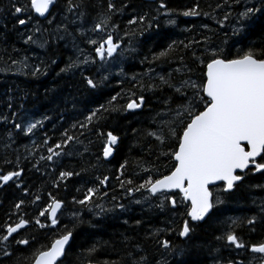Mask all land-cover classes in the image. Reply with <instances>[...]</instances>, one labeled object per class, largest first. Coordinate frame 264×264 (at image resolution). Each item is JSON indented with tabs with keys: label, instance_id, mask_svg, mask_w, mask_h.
<instances>
[{
	"label": "snow or ice",
	"instance_id": "snow-or-ice-1",
	"mask_svg": "<svg viewBox=\"0 0 264 264\" xmlns=\"http://www.w3.org/2000/svg\"><path fill=\"white\" fill-rule=\"evenodd\" d=\"M58 3L59 0H27L26 3L9 0L8 12L15 20L13 27L22 26L19 34L25 45L45 48L52 47L53 43L58 45L62 41H70L77 54L74 59H69L57 75L78 72L85 86L93 91L112 75L113 64L122 62L129 54L135 53L136 45L143 43L142 38L150 35L154 28L159 29L161 16L166 17L164 22L168 26H177V19L174 18L176 16L211 18L220 29L230 28L232 36L245 34L256 20L264 18V0H222L211 12L203 11L199 3L184 10H173L168 8L164 0H160L155 15L147 12L132 15L127 20V26L121 30L113 22V17L122 15L124 9H129L128 3L117 7L114 0H107L106 11L97 12L92 17L90 26L85 24L86 17L89 16L86 0H65L59 22L56 15H53ZM237 5L241 6L239 11H235ZM221 9L222 18L217 15ZM3 12L4 9L0 7V13ZM36 17L43 18L49 26H53L52 32L43 28ZM233 19L235 23H229ZM133 25L136 27L132 28ZM3 27L6 29L7 25ZM203 27L207 29L208 25ZM121 31L123 35H120ZM42 33H48L47 38H42ZM78 36L85 37L83 43L92 48L94 55L77 43ZM3 38L6 39V36ZM227 45V39L219 45H213L211 36L203 39L193 36L187 42L172 40L166 48L158 52L149 49L151 55H145L142 64L147 62L149 65H159L163 62L175 66L167 74L150 67L147 72L130 78L121 68L116 73L123 77L120 84H123L124 79H130L132 88H122L111 95L106 103L91 110L83 121H77L71 129H66L59 142L52 144L49 138H45L40 146L46 149L48 155L39 152L40 146L35 141L31 148L25 146L28 156L24 159H30L37 172L42 170L41 162H44V174H49L48 169L56 173L58 161L75 155V146L84 143L80 136L91 133L102 138L101 155L104 160H109L120 143V137L112 130L105 131L100 127L101 121L113 117L138 116L147 107V97L144 94L146 91L170 90V94L162 102V108L152 115V127L143 132L137 128L130 129L136 139L134 147L141 146L150 139L156 142L155 161L144 160L143 163H137V168L144 173L140 181L121 179L128 167V162L125 161L120 164V174L115 179L120 182L125 196L131 198V203L146 205L151 210L168 215V225L176 224L179 218L178 232L175 227H156L149 229L143 239L154 241L168 255L183 257L187 249L173 246L171 240L166 238L167 235L175 233L180 239L191 241L197 228L211 220L218 206L223 205L239 189L247 185L250 190L264 191V183L249 182L250 177L257 174L264 176V42L257 45L253 41L246 46L232 48ZM13 51L17 49L13 48ZM174 53L179 55L174 56ZM189 55L193 64L186 60ZM50 63L55 65L57 60L52 58ZM97 64L108 73L104 75L101 72L100 80L95 79L90 71ZM0 65V72L32 78L47 75L49 70L48 62L40 60L30 64L26 56L15 59L9 56L8 60L0 56ZM197 71L199 75H196ZM12 107L10 100L8 108L11 116H0V123L12 126L7 132L4 144L6 149L15 143L17 133L31 136L35 134L34 130L43 126V120L33 118L29 112L23 110V105L20 106V111H12ZM77 130L79 135L76 134ZM88 151V148L84 149V152ZM148 151L151 154L153 146L150 145ZM161 157H166L171 162V168L166 172H161L156 163ZM96 159L99 161L101 156ZM4 162L13 163L7 158ZM82 171L86 173L87 169ZM81 174L80 171L61 170L53 177L52 184L59 188L62 181ZM23 175L24 168L20 166V157L17 155L13 170H0V188L11 182L24 196L32 195L35 204L42 199V195L32 194L24 187ZM95 180L99 187H87L83 198L73 197L74 204L86 207L89 212L99 209L98 216L116 208L121 211L128 210L123 203L115 204L110 209L98 204L94 197L103 199L108 195L110 177L96 176ZM48 196L51 202L41 206L38 214L48 223L39 218L35 220V224L41 229L50 230L48 242L34 247L37 243L35 236L24 234L23 230L30 221L20 215L22 206L26 204L25 200H20L14 205L16 220L0 226V264H7L12 258H15V264H25L28 257L21 260L23 253L16 251L18 246L34 248L31 252V264H65L72 252L76 229L83 226L97 227L91 221H86L83 213L78 211L71 214V227L62 223L64 201L53 197L51 193ZM116 199L112 197L113 201ZM251 200L257 212L244 220L230 219L227 230L215 237L217 241H223L230 251L235 252V256H230L226 261L217 258L213 264H256L257 261L264 264V240L251 243L236 233L238 224L247 226L250 233L256 232L258 223L264 225V197L253 196ZM124 223L128 224V221L125 220ZM141 223L142 221L137 220L136 227ZM134 239L123 236V254L117 260H105L103 264H152L144 244H133ZM107 243L109 242L97 241L82 252L81 256L87 259V264H94L91 257ZM215 251L219 252L220 249L216 248ZM246 253L253 254L247 261L242 259ZM155 264L168 262L157 260Z\"/></svg>",
	"mask_w": 264,
	"mask_h": 264
},
{
	"label": "trees",
	"instance_id": "trees-1",
	"mask_svg": "<svg viewBox=\"0 0 264 264\" xmlns=\"http://www.w3.org/2000/svg\"><path fill=\"white\" fill-rule=\"evenodd\" d=\"M26 3L27 0H21ZM160 0L152 2H145L142 0H114L117 7L123 3H128L130 8L124 9L122 15L113 17V22L120 26L123 30L127 26V20L132 15H142L149 13L155 15V9L158 7ZM169 9L184 10L199 3L203 11L211 12L217 3L222 0H164ZM88 5L89 16L86 17L85 24L90 26L92 17L99 11H106L107 0H86ZM0 7L4 9L0 13V56L5 60L11 56L13 59L18 57H28L30 64L38 63L40 60L48 62L49 70L47 75L40 76L39 78H32L31 76L12 75L0 72V116H11L8 104L11 100L12 111H20V106L23 105V110L38 120H43V126L34 130V135L25 136L23 133L16 134L15 143L9 148H5L4 144L7 139V132L12 128L10 124L0 123V170L7 172L16 167L17 155L20 157V166L24 168L23 185L32 194H41L42 199L35 204L33 203V196H24L19 188L10 182L0 188V226L6 222L16 220L14 205L20 200H25L26 204L22 206L23 211L20 215L30 221V224L24 231L26 236H35L36 245L45 244L48 242L50 230L47 228L41 229L35 224V220L39 218L42 222L48 223L44 217H39L41 206H46L50 203L48 193L53 197L64 201L61 216L62 223H67L69 227L72 225V213L82 212L83 218L86 221H91L97 227L90 228L87 226L79 227L75 231L74 240L72 242V252L68 256L65 264H87V259L81 256V253L87 250L92 244L99 242H109L106 246L102 247L95 256L91 257L94 264H103L105 260H117L125 251V245L121 243L123 236L134 237L132 243H142L148 253L149 259L152 264L157 260H166L168 264H213L217 258L227 260L230 256L234 257L235 252L230 251L228 246H225L223 241H217L215 237L222 234L227 230V224L232 218H239L244 220L257 212V208L252 205L251 197H264V191L250 190L247 185L239 189L235 194L229 197L223 205L218 206L215 210V215L206 224L197 228L191 241L180 239L175 233L167 235V239L171 240L173 246L182 247L187 249L183 257L168 255L164 250L159 249L154 241H145L144 234L151 228H164L175 227L179 231V218L176 224L168 225L166 223L168 215L158 213L155 210L149 209L146 205H136L131 203V198L125 196L124 191L120 187V182L115 179L120 174L119 166L125 161L128 162V167L125 174L121 179L131 178L135 181H140L142 173L141 169L137 168V163H143L144 160L155 161L156 149L154 140H146L141 146H133L136 144V139L133 137L130 129L137 128L143 132L145 129L152 127L151 118L154 113L162 108L163 100L170 94V90L165 89L163 92L146 91L144 94L147 97V107L144 111L135 117H113L106 118L101 121L100 127L105 131L112 130L120 137V143L115 147L113 156L109 160H104L101 155L103 145L102 138L88 133L85 136H80L83 145L75 146V155L65 157L63 160L58 161L56 173L61 170L66 171H80V176H72L62 181L60 187H54L52 179L56 173H52L48 169V175L44 174V162H41V171L34 170L30 159H24L28 156L25 151V146L31 148L32 142L35 141L38 146L45 138H49L50 143L55 144L63 137L62 133L66 129H71V126L77 121H83L85 116L100 104L107 102L111 95L121 91V89L132 88L130 79H124L123 84H120L122 76L116 75L121 68L127 77L139 75L147 72L148 69L155 68L157 72L167 74V72L174 67V64H167L161 62L159 65H149L147 62L141 63L145 55H151L152 52H158L166 48L172 40L188 41L191 37L195 36L196 39H203L205 36L212 37L213 45H219L225 39L228 40L227 47L233 46L242 47L255 41L257 45L264 42V18L256 20L252 27L241 36H232L230 28L226 27L220 29L215 21L211 18L203 16L197 18H185L183 16L174 17L177 19V26H168L165 24L166 17L161 16L159 19L160 27L158 30L155 28L150 35L143 37V43L137 44V51L129 54L128 58L122 62L113 64L111 67L112 75L108 80L102 81L100 87L96 90L88 89L79 73L76 74H61L60 69L68 63L70 58H75L76 50L72 47L70 41L60 42L58 45L53 43L52 47L40 48L35 45H25L22 42L20 32L22 26L13 27L15 20L8 12L9 0H0ZM65 7V0H59L57 8L54 10L53 15H56L57 22L62 19L61 13ZM240 5L236 6L235 11H239ZM130 9H134L130 10ZM235 11L233 15L235 16ZM217 15L222 18L223 9L219 10ZM43 28L52 32L53 26H49L46 21L40 20ZM55 23V22H54ZM229 23H235V20H230ZM7 25L5 29L3 26ZM203 25H208L205 29ZM70 27H73L70 25ZM135 28L136 26H131ZM224 33L228 35L225 36ZM48 33H42V38H47ZM91 35V33H89ZM99 35V33H97ZM123 35V32H120ZM6 36V39L3 37ZM85 37H77V43L85 48L88 52L94 55L92 48L83 43ZM13 48L17 51H13ZM7 49V51H4ZM174 56L179 55L174 53ZM55 58L57 63L52 65L51 59ZM189 64L193 61L189 56H186ZM2 66V65H0ZM91 74L97 80H100L101 72L107 75L99 65L90 69ZM199 75V72H196ZM179 79V77H177ZM135 90V89H134ZM79 135V130L76 132ZM91 141V143H89ZM153 146V152L150 154L148 151L149 146ZM88 148V152L84 149ZM143 148V151L141 150ZM35 151V149H33ZM39 152L48 155L46 149L40 146ZM83 153V157H81ZM101 156L97 161L96 157ZM5 158L13 161L11 164L5 163ZM38 159V156H37ZM160 167L161 172H166L171 168V162L166 157H161L156 162ZM87 169L83 172L82 169ZM139 173V174H138ZM109 176V187L107 188L108 195L103 199L95 198L98 204H103L106 209L113 208L115 204L123 203L127 211H121L116 208L112 212L100 214L99 209H94L92 212L86 211L87 208L78 204H74L73 197L76 199L83 198L87 187H99L98 182L95 180L96 176ZM250 183H264V176L257 174L250 177ZM104 191V189H101ZM112 197H116L115 201ZM26 213V215H25ZM10 214H12L10 216ZM47 215V213H46ZM59 215V214H58ZM127 220L128 224L124 221ZM142 221L139 227H136L135 222ZM236 233L242 236L246 241L251 243H258L264 240V225L257 224L256 232L250 233L249 228L243 225H237ZM219 248L220 251L216 252L215 249ZM34 248L26 249L23 246H18L16 251L23 253L21 260L28 257L25 264H31V252ZM253 254L246 253L242 259H247ZM7 264H15V258L9 259ZM259 264V261L256 262Z\"/></svg>",
	"mask_w": 264,
	"mask_h": 264
},
{
	"label": "bare ground",
	"instance_id": "bare-ground-1",
	"mask_svg": "<svg viewBox=\"0 0 264 264\" xmlns=\"http://www.w3.org/2000/svg\"><path fill=\"white\" fill-rule=\"evenodd\" d=\"M142 1H143V0H142ZM152 1H154V0H152ZM152 1H150V2H152ZM145 2H147V1H145ZM33 15H35V14H33ZM36 18L40 19L39 17H36ZM40 20H43V18L40 19ZM86 211H88V210H86ZM249 254H251V253H249ZM250 256H251V255H250Z\"/></svg>",
	"mask_w": 264,
	"mask_h": 264
},
{
	"label": "water",
	"instance_id": "water-1",
	"mask_svg": "<svg viewBox=\"0 0 264 264\" xmlns=\"http://www.w3.org/2000/svg\"><path fill=\"white\" fill-rule=\"evenodd\" d=\"M143 1H147V2H150V1H152V0H143ZM40 19H42V18H40ZM110 158H111V157H110ZM110 158H109V159H110Z\"/></svg>",
	"mask_w": 264,
	"mask_h": 264
}]
</instances>
